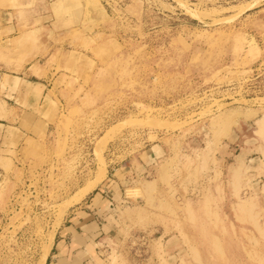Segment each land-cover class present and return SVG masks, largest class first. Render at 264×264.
Returning <instances> with one entry per match:
<instances>
[{
  "label": "rangeland",
  "instance_id": "374dc122",
  "mask_svg": "<svg viewBox=\"0 0 264 264\" xmlns=\"http://www.w3.org/2000/svg\"><path fill=\"white\" fill-rule=\"evenodd\" d=\"M54 1L0 0V264L155 140L105 264H264V0Z\"/></svg>",
  "mask_w": 264,
  "mask_h": 264
},
{
  "label": "crops",
  "instance_id": "0c3cea01",
  "mask_svg": "<svg viewBox=\"0 0 264 264\" xmlns=\"http://www.w3.org/2000/svg\"><path fill=\"white\" fill-rule=\"evenodd\" d=\"M71 3L55 0L52 7L64 12L71 9ZM155 141L139 149L124 165L111 168L83 202L69 210L54 232L44 264H105L102 254L118 224L116 213L127 202L123 193L139 183V173L153 172L167 153L165 144Z\"/></svg>",
  "mask_w": 264,
  "mask_h": 264
},
{
  "label": "bare ground",
  "instance_id": "6f19581e",
  "mask_svg": "<svg viewBox=\"0 0 264 264\" xmlns=\"http://www.w3.org/2000/svg\"><path fill=\"white\" fill-rule=\"evenodd\" d=\"M262 119H264V116L262 117ZM259 122H260V121H259ZM262 122H263V121L261 120V124L259 123L261 126L264 125V123H263V125H262ZM259 124H258V125H259ZM260 125H259V126H260ZM239 162H240V161H239ZM239 162H238V163H239ZM100 168H101V167H100ZM102 168H103V167H102ZM238 168H239V167H238ZM236 169H237V168H236ZM102 171H103V170H102ZM104 171H105V169H104ZM103 174H104V173H102V175H103ZM100 176H101V175H100ZM100 176H99V177H100ZM98 179H99V178H98ZM91 186H92V185H91ZM87 191H88V188H87V190H86L85 192H87ZM81 192H84V191L81 190ZM82 194H83V193H82ZM80 195H81V194H80ZM80 195H79V196H80ZM78 199H79V198H78ZM47 249H49V248H47Z\"/></svg>",
  "mask_w": 264,
  "mask_h": 264
}]
</instances>
